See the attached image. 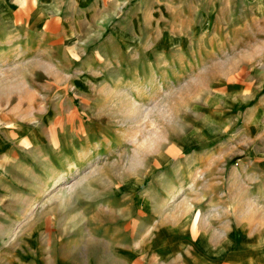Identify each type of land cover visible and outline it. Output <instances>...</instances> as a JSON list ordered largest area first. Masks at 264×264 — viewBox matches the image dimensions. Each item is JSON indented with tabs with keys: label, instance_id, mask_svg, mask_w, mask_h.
Here are the masks:
<instances>
[{
	"label": "rangeland",
	"instance_id": "374dc122",
	"mask_svg": "<svg viewBox=\"0 0 264 264\" xmlns=\"http://www.w3.org/2000/svg\"><path fill=\"white\" fill-rule=\"evenodd\" d=\"M18 3L12 14L27 21V38L20 40L26 50L0 67V134L4 133L14 162L10 176L22 180L26 191L35 192L39 183L38 174L26 166L29 159L33 166L40 164L31 154L41 147L48 157L42 161L56 167L44 168L48 184L36 199L35 210L54 213L48 217L52 229L48 242L63 243L62 259L86 264L81 245L93 234L118 244L136 238L145 248L160 239L154 227L172 225L182 215L192 224L197 215L199 224L213 227L232 219L228 181L241 165L262 163L254 151L264 143V114L258 128L250 126L246 114L264 96V86L254 101L235 108L234 114L220 109L219 98L250 89L239 87L250 72L233 70L248 57L244 50L191 57L200 64L184 75L171 76L165 63L156 70L154 52L144 49L135 36L145 38L147 31L136 22L117 26L123 16L117 17L94 39L92 19L70 23L78 9L63 8L51 16L32 1L30 6ZM12 14L0 1L2 20ZM115 27L124 51L118 59L112 46L101 49ZM234 41L226 40L225 45ZM239 42V47L246 46ZM9 50L0 41V54ZM260 63L264 54L254 55L248 68ZM4 148L0 140V151ZM222 153L223 159L216 156ZM71 164L78 169L70 177ZM63 174L69 175L68 181L60 180ZM207 177L215 181L207 184ZM262 187L258 181L244 180L236 188L238 193L249 192L247 199L240 194L234 202L239 209L248 202L260 237L222 264H264V199L254 197ZM74 241L80 249L71 247Z\"/></svg>",
	"mask_w": 264,
	"mask_h": 264
},
{
	"label": "crops",
	"instance_id": "0c3cea01",
	"mask_svg": "<svg viewBox=\"0 0 264 264\" xmlns=\"http://www.w3.org/2000/svg\"><path fill=\"white\" fill-rule=\"evenodd\" d=\"M0 1L5 2L11 8V14L13 7L20 5L18 3L20 0L17 2L16 0ZM21 1L28 2L27 6H30L32 1L34 7L51 16L61 14L63 8H70L72 11L78 9V13L76 12L70 18V23H82L85 19H92L94 21V28H92L94 39H99L108 25L117 17L123 16L117 26H121L120 24L126 23L127 20L132 23L136 22L147 31L148 36L145 38L138 34L135 36L140 38L144 49L154 52L156 70L157 67L165 63L167 70L168 68L172 70L168 71L171 76L184 75L192 66L200 64L197 58L192 59L191 57L215 56L244 50L243 52L248 56L242 61L245 65L240 62L233 66V70L250 72L247 79L243 81L244 84L239 86L250 89L246 93L237 90L233 95L219 98L221 99L219 101L221 102V113L231 112L234 114L235 108L254 101L256 95L263 90L264 83L260 82V77H264V63L250 68L248 66L254 55L264 54V0ZM123 9L128 10L122 14ZM19 18L22 17L12 14L10 19L4 21L0 17V24L3 25L0 26V41H3L11 49L0 54V57L7 56L5 62L13 56H20L26 50L24 42L21 43L20 40L27 38L24 35L25 30L28 31L27 21H25V17L21 19L22 21H18ZM116 27L113 36L101 46V49L105 46H112L113 55L115 59H118V57H122L124 51L115 33ZM21 30L23 35L20 34ZM232 39L235 40L234 44L225 45L226 40ZM241 40L245 41V47H239ZM200 60L202 59L200 58ZM114 64L118 67L119 62ZM84 67L83 69H85ZM80 76L82 77V75ZM79 96L82 95L79 94ZM86 96L87 94L82 97ZM246 114L250 119L249 123L252 122L250 126L258 128L260 117L264 114V96ZM261 125L264 128V123ZM3 134H0V140L5 145V148L0 151V264H75L74 260L62 259V250L59 247L63 243L56 241L58 244L52 246L48 242L51 240L52 233L51 218L48 219V217L54 213L45 211L41 207L35 210L39 204H36V199H40L48 184V181L45 183L48 171H44V168L47 167L46 165L52 170L56 167L42 161L47 156L41 151V147L39 152L31 154L36 156L35 162L40 164L38 167L33 166L34 161L29 159L26 166L38 174L39 183L35 192L26 191L24 186L20 185L25 184L22 180L19 179L18 182L10 176L11 163L14 162L10 159V149L8 146L6 147V141L1 136ZM255 148H257L254 151L256 155L261 156L257 160L261 159L262 163L255 160L250 161L247 165H241L235 169L236 171L227 184L232 219H225L221 221V223H225L213 227L206 225L207 222L199 224L197 215L195 216L197 218H194L196 222L194 224L190 218L182 215L172 225L156 229L154 227L155 231L153 232L160 239L154 240L151 245L145 248L136 238L133 243L118 244L105 236L93 234L81 245V249H85L86 264H222L224 260H228L234 253H237L239 248L257 243L255 238L260 237L257 234L259 227H253L254 217L252 214L254 212L252 208L247 210V206H249L247 202L244 204L245 209L243 207L244 210H242L234 202L240 199V194H243V197L247 199L249 192L246 189L239 193L236 191V188L240 187V183H244V180L258 181V184H262V191H258L254 197L255 199H264V143ZM220 152H223L222 149ZM216 156L223 159V153ZM202 163L205 168L210 167L205 161ZM17 166L21 168L20 165ZM251 169L252 172H247ZM214 181L213 177L206 178L207 184H212ZM227 210L229 211V208ZM146 216L149 217V215ZM139 223L141 226L140 220ZM261 226L264 230V224ZM261 236L262 243H264V231ZM74 245L80 249L77 242L74 241L71 247ZM52 247L56 249L52 250Z\"/></svg>",
	"mask_w": 264,
	"mask_h": 264
},
{
	"label": "bare ground",
	"instance_id": "6f19581e",
	"mask_svg": "<svg viewBox=\"0 0 264 264\" xmlns=\"http://www.w3.org/2000/svg\"><path fill=\"white\" fill-rule=\"evenodd\" d=\"M6 58H7V56H3V58L0 59V67L5 63ZM196 147H198L199 149H201V148H202V145H197ZM77 167H78L77 164H71V165H70V169H71L70 177L73 176V174H74L73 170H74V169H75V170L78 169ZM75 172H76V171H75ZM68 176H69V175H64V174H63V175L60 177V180H62V181H68V180H69V179H67V178H69Z\"/></svg>",
	"mask_w": 264,
	"mask_h": 264
}]
</instances>
